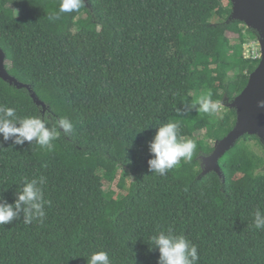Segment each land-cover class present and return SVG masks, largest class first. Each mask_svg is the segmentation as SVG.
<instances>
[{
	"label": "trees",
	"instance_id": "trees-1",
	"mask_svg": "<svg viewBox=\"0 0 264 264\" xmlns=\"http://www.w3.org/2000/svg\"><path fill=\"white\" fill-rule=\"evenodd\" d=\"M59 3L0 0L6 69L46 109L1 77L0 105L49 128L60 116L74 125L51 151L0 135L2 202L14 204L25 178L40 176L50 201L43 222L21 214L0 225V264H87L95 251L112 264H158L148 240L168 228L197 246L198 264H264V230L254 227L264 212V143L242 137L219 161L223 179L203 176L201 162L236 125L229 104L261 61L241 48L258 34L229 22V0H89L49 20ZM201 97L216 111L199 112ZM166 122L197 148L160 176L149 171V145ZM119 168L132 177L123 199L105 188Z\"/></svg>",
	"mask_w": 264,
	"mask_h": 264
},
{
	"label": "clouds",
	"instance_id": "clouds-1",
	"mask_svg": "<svg viewBox=\"0 0 264 264\" xmlns=\"http://www.w3.org/2000/svg\"><path fill=\"white\" fill-rule=\"evenodd\" d=\"M85 6V0H60L58 10L49 14V20L55 21L62 14L79 12ZM216 103L210 97H201L198 111L212 113L216 111ZM258 107L264 108V100L258 102ZM47 119L39 115L19 117L15 108L0 105V135L4 141L13 140L15 145L25 142H35L40 148L51 151L54 141L60 134L71 136L74 125L67 116H60L55 124L49 128ZM62 130V132L60 131ZM150 152L152 158L148 161L149 171L160 176L180 165L181 161L189 162L197 148L192 139L179 135V126L174 122L162 123L157 127L156 134L151 141ZM46 178L40 176L25 180L17 191L14 204H8L0 197V225L13 223L23 215V222L31 224L39 219L43 222L45 205L50 201L45 199L44 185ZM254 227L264 230V212L257 209L254 213ZM149 251L154 246L159 251L158 264H198L200 256L198 248L183 235H178L172 228L160 230L156 235L149 237ZM87 264H112L108 252L95 251L87 258Z\"/></svg>",
	"mask_w": 264,
	"mask_h": 264
},
{
	"label": "water",
	"instance_id": "water-1",
	"mask_svg": "<svg viewBox=\"0 0 264 264\" xmlns=\"http://www.w3.org/2000/svg\"><path fill=\"white\" fill-rule=\"evenodd\" d=\"M88 1L85 0L86 3ZM229 1L233 5L229 22H241L258 34L262 57L259 66L250 75L245 90L229 104V107L237 112L234 129L223 140L215 143L211 155L201 157L202 175L214 172L222 179L224 176L219 161L242 137L256 136L264 143V108L258 107V102L264 100V0ZM0 77L18 89H28L35 103L42 106L44 110L46 109L45 104L37 98L30 86L22 84L10 76L6 69V56L2 49H0Z\"/></svg>",
	"mask_w": 264,
	"mask_h": 264
},
{
	"label": "rangeland",
	"instance_id": "rangeland-1",
	"mask_svg": "<svg viewBox=\"0 0 264 264\" xmlns=\"http://www.w3.org/2000/svg\"><path fill=\"white\" fill-rule=\"evenodd\" d=\"M212 21H215V19H213ZM258 51H259V42L250 39L248 36H245V44H243L241 48L242 57L248 59L251 56H254L255 53ZM252 144L255 151L258 154L262 155L263 154L262 149L258 147L255 142ZM117 174L118 176L116 181L113 184H106L105 188L107 190L112 191L115 194L116 198L123 199L129 193V187L132 182V177L128 173V171L123 168H119Z\"/></svg>",
	"mask_w": 264,
	"mask_h": 264
},
{
	"label": "built area",
	"instance_id": "built-area-1",
	"mask_svg": "<svg viewBox=\"0 0 264 264\" xmlns=\"http://www.w3.org/2000/svg\"><path fill=\"white\" fill-rule=\"evenodd\" d=\"M261 49H260V45H259V51L255 53L254 56H251L250 58L257 60V59H261Z\"/></svg>",
	"mask_w": 264,
	"mask_h": 264
}]
</instances>
